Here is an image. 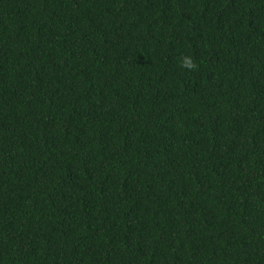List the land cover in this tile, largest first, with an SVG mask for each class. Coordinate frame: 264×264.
I'll return each mask as SVG.
<instances>
[{
  "label": "trees",
  "instance_id": "obj_1",
  "mask_svg": "<svg viewBox=\"0 0 264 264\" xmlns=\"http://www.w3.org/2000/svg\"><path fill=\"white\" fill-rule=\"evenodd\" d=\"M0 264H264V0H0Z\"/></svg>",
  "mask_w": 264,
  "mask_h": 264
},
{
  "label": "clouds",
  "instance_id": "obj_2",
  "mask_svg": "<svg viewBox=\"0 0 264 264\" xmlns=\"http://www.w3.org/2000/svg\"><path fill=\"white\" fill-rule=\"evenodd\" d=\"M184 66H185V67H195V65L192 64V62H191L190 60H186Z\"/></svg>",
  "mask_w": 264,
  "mask_h": 264
}]
</instances>
